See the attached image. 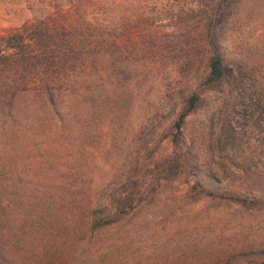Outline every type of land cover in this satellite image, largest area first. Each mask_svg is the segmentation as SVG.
<instances>
[{
	"label": "rangeland",
	"instance_id": "rangeland-1",
	"mask_svg": "<svg viewBox=\"0 0 264 264\" xmlns=\"http://www.w3.org/2000/svg\"><path fill=\"white\" fill-rule=\"evenodd\" d=\"M213 1L0 0V36L18 31L24 42L32 41L39 28L45 27L47 35V26L57 25L68 43L55 49L52 42L43 54L74 63L65 71L80 76L82 94L77 112L63 117L71 127L68 130L32 95L39 77L47 75V59L25 69L4 71L27 74L29 81L13 109L0 113V137L32 140L31 160L41 157L46 162L31 163V168H52L47 163L50 155L68 173L74 165L91 173L95 184L110 181L121 185L109 178L113 174L131 177L135 187L145 188V197L117 220L78 233L71 254L67 253L70 246H65L60 264H264V199L247 208L197 193L200 186L213 185L205 177L207 168H223L229 173L220 175L214 186L222 187L228 181L236 189L248 176L253 178L250 172L243 174L240 166H261L263 160L257 142L264 135V123L260 130L251 128L249 117L256 111L240 102L226 108L225 116L239 138L235 150L219 157L205 120V110L210 107L188 115L179 147L188 152L187 158L197 169L152 182L161 176L162 160L178 150L171 127L177 106L173 111L168 108L180 89L194 86V72L204 57L202 18ZM234 9L243 21L228 26L224 49L229 54L241 52L251 61L264 60V0H240ZM38 51L33 44L31 53ZM199 65L203 67L201 62ZM218 95L211 98L218 99ZM22 186L26 192L46 187ZM97 201L85 213L93 206L96 211L102 208ZM18 207L20 212L24 204L20 202ZM47 208L51 212L47 221H77L70 202L47 199ZM25 232L39 236L29 227L22 230ZM48 238L47 227V242ZM20 248L43 251V246Z\"/></svg>",
	"mask_w": 264,
	"mask_h": 264
},
{
	"label": "trees",
	"instance_id": "trees-1",
	"mask_svg": "<svg viewBox=\"0 0 264 264\" xmlns=\"http://www.w3.org/2000/svg\"><path fill=\"white\" fill-rule=\"evenodd\" d=\"M239 1L215 0L203 15L200 28V46L204 52L200 62L203 67L199 62L194 72V86L180 89L177 98L170 103L168 110L173 111L177 106L171 127L174 130L172 140L178 150L162 160L159 169L161 176L150 179L154 183L159 179L173 178L184 170L197 169L193 160L187 158L188 152H182L179 147L182 127L188 115L210 107L211 110H205V120L213 135L212 143L218 157L229 150H235L239 138V134L229 124V118L225 116L226 108H233L240 102L245 104V108L257 112L254 116L251 112L249 116L251 128L260 130L264 123V60L251 61L241 56V52L229 54L223 45L228 26L243 19L241 13L234 9ZM56 26H47V35L45 27L39 28L36 35L32 36V41L27 39L24 42V36L18 31L9 36H0V113L5 108L9 112L13 109L21 95V88L29 81L27 74L3 72L10 68L25 69L32 64L45 63L47 59V75L39 77L32 95L37 103L47 106L49 114L59 120L61 126L70 130L71 127L66 125L63 117L75 114L81 103L80 76L65 71V68H73L74 63L67 64L65 59L59 57L51 60L43 54L44 48L47 47L48 52L52 42L55 49H62L68 43L66 40L64 42L65 35L59 33ZM33 44L39 49L37 53H31ZM217 94L218 99L211 98ZM49 146V149L53 148L51 141ZM34 147L32 140L0 137V264H60L65 246H70L67 253L71 254V245L77 241L78 233L84 234L87 230L92 231L117 220L146 195L145 188L135 187L131 177L121 178L111 174L109 178L120 181L121 185L109 181L101 186L102 184L91 182L94 178L91 173L80 169L78 165H74L73 170H67L69 173L63 170L65 168H58L55 158L50 155L47 163L52 164V168H31V163L42 165L46 162L41 157L31 160ZM257 149L263 156L261 166H240L243 174H253V178L248 176L249 180L244 181L243 186L230 188L232 186L228 181L222 187L214 186V183L221 180L220 175L227 176L229 173L225 174L223 168H207L205 177L213 185L200 186L197 193L232 201L247 208L260 205L261 199H264L261 188L264 187V172H261L264 169V135L258 140ZM25 162L28 166L24 167ZM108 173L110 172L106 174ZM24 184H42L46 187L40 192L34 189L26 192L25 189L29 188L25 185L24 189ZM47 199L53 203L70 202L72 214L77 215V221L72 224L66 223L67 220L58 222L55 218L47 221V213L51 214L47 208ZM96 200L100 201L98 207L102 208L96 211L93 206L88 214L85 213V209L91 203H96ZM20 202L24 204V208L19 212ZM108 205H113L114 210L106 209ZM18 213H21L20 217L17 216ZM53 219L54 222H51ZM25 227L39 236L22 233ZM47 227L50 239L48 242ZM21 238H24L22 244L19 242ZM20 245L43 246V251L34 252L30 250L32 248L22 250Z\"/></svg>",
	"mask_w": 264,
	"mask_h": 264
}]
</instances>
